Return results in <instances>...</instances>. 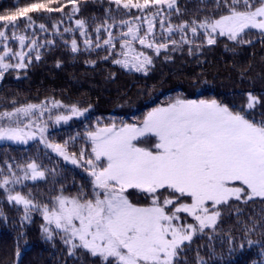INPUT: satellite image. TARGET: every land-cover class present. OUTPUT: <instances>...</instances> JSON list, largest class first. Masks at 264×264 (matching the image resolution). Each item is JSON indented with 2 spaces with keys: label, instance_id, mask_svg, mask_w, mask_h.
<instances>
[{
  "label": "snow or ice",
  "instance_id": "snow-or-ice-1",
  "mask_svg": "<svg viewBox=\"0 0 264 264\" xmlns=\"http://www.w3.org/2000/svg\"><path fill=\"white\" fill-rule=\"evenodd\" d=\"M98 2L107 7L91 24L75 18L80 0H24L0 12V79L9 70L26 69L33 58L39 61L40 50L55 44L46 34L64 39L78 31L84 51L103 49V59L119 57L114 64L145 75L153 65L146 50L159 56L187 46L192 54L220 38L234 46L252 44L247 37L253 30L264 42V0H200L204 7L178 23L173 16L184 15L179 0ZM65 21L74 27L64 26ZM70 49L80 51L76 38ZM260 102L248 93L246 109L236 110L216 99L170 98L142 119L98 120L82 134L80 149L72 151L76 138L51 141L49 122L67 123L89 108L55 99L13 100L10 109L0 110V141L38 140L63 162L83 169L89 180L71 189L56 181L59 186L38 200L26 182L46 181L56 169L38 157H9L0 159V194L22 206V223L39 212L46 239L59 237L69 256L83 250L97 264H208L201 249L217 238L225 209L245 236L264 228V215L240 219L249 204L264 206V118L249 113ZM129 190L141 193L144 203L133 202ZM205 237L208 243L193 249L194 240ZM233 242L229 234L228 243Z\"/></svg>",
  "mask_w": 264,
  "mask_h": 264
},
{
  "label": "trees",
  "instance_id": "trees-1",
  "mask_svg": "<svg viewBox=\"0 0 264 264\" xmlns=\"http://www.w3.org/2000/svg\"><path fill=\"white\" fill-rule=\"evenodd\" d=\"M23 2L0 0V12ZM179 5L184 15L173 16V22L177 23L204 7L200 0H179ZM106 7V3L101 4L98 0H80V11L75 18H83L91 24L93 17L103 18ZM64 26L74 27V22L65 21ZM46 35L48 39L55 40L54 46L41 49L39 61L33 58L26 69L10 71L3 78L0 110L10 109L13 100L40 103L52 99L68 105L76 104L82 109L89 108L87 117L69 121L55 131L54 142L76 138L74 146L70 145L72 151L80 149L85 143L82 134L98 120L102 123L113 119L132 122L142 119L153 107L178 96L216 99L239 110L246 109L247 94L251 93L261 102L249 110L250 118H264V42L255 30L247 37L253 41L252 44L234 46L232 42L220 38L215 45L204 44L192 54H189L187 46L176 51H162L159 56L149 52L153 56V65L147 75L126 71L114 64L113 60L119 57L103 59L107 55L103 49L84 51L78 32L64 34V39ZM72 38H76L80 46L77 53L71 52ZM173 38L177 39V36ZM202 40L201 36L197 43ZM117 48L119 51V45ZM9 157L19 161L38 157L48 168L56 169L57 174L49 176L46 181L26 182L38 200H45L49 190L54 185L59 186L56 181L71 189L73 183L78 187L89 180L80 170L47 156L38 145H0V159ZM17 188L19 190L20 186ZM129 198L133 202L144 203L143 195L136 190H129ZM262 207L259 203L249 204L240 219L246 221L249 216L259 219L260 215H264ZM22 217V206L8 203L0 194V264H97V260L83 250L69 256L59 237L46 239L41 230L43 220L39 212L31 213L30 221L22 223ZM219 229L210 248L201 249L208 264H264V228L258 227L245 236L236 216L225 209ZM229 234L234 238L231 244L228 243ZM207 243V237L196 238L192 247L195 249ZM17 251L19 257L16 256ZM210 252L211 255L208 254ZM193 255L192 252L188 254L189 260Z\"/></svg>",
  "mask_w": 264,
  "mask_h": 264
},
{
  "label": "rangeland",
  "instance_id": "rangeland-1",
  "mask_svg": "<svg viewBox=\"0 0 264 264\" xmlns=\"http://www.w3.org/2000/svg\"><path fill=\"white\" fill-rule=\"evenodd\" d=\"M78 32V31H77ZM78 35H79V32H78ZM79 37H80V35H79ZM81 38V41H80V44L82 45V47H83V38L82 37H80ZM179 37H178V35H177V39H178ZM14 48H17L18 49V44H13L12 45ZM136 47H137V49H139L140 48V46L137 44V45H135ZM118 49V48H117ZM26 50V49H25ZM147 52H148V54H149V52H152L151 50H146ZM121 66V65H120ZM122 67V66H121ZM124 70H126V71H134V72H137V71H135L134 69H126V68H124V67H122ZM10 71H14V70H9L7 73H5V75H4V77L8 74V73H10ZM138 73H143V72H138ZM3 77V78H4ZM3 78L2 79H0V84H1V82H2V80H3ZM60 101V100H59ZM62 102V101H61ZM64 105H68V104H65L64 102H62ZM72 105V104H71ZM54 111V114H55V112L57 111V110H53ZM85 117H87V114L84 116V117H73L70 121H72V120H80V119H83V118H85ZM68 124V122L67 123H61V124H59V125H55V124H52L51 122H49V129H48V138L51 140V141H54L53 140V137H54V135H55V131H57L58 129H60L61 127H63L64 125H67ZM2 144H7V145H10V146H18V147H26V146H29V145H38V146H40L42 149H43V151L45 152V154L47 155V156H49L50 158H52V159H56V160H58L59 162H61L62 164H65V165H68V166H71V167H74L75 169H78V170H80L81 172H83L86 176H87V174L83 171V169H81V168H78V167H76V166H73V165H71L70 163H67V162H63L62 161V159L61 158H59V157H57L55 154H53V153H51L50 152V150H48V149H46L42 144H40L39 142H38V140H33V141H29V143L28 144H18V143H12V142H10V141H0V145H2ZM88 177V176H87ZM40 214V213H39ZM44 235V234H43ZM45 237V236H44ZM64 245V244H63Z\"/></svg>",
  "mask_w": 264,
  "mask_h": 264
}]
</instances>
